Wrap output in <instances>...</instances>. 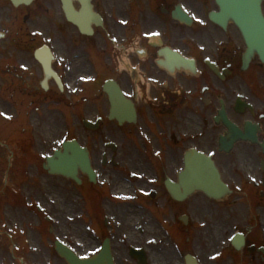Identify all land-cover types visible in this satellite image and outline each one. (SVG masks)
<instances>
[{"label": "flooded vegetation", "instance_id": "flooded-vegetation-1", "mask_svg": "<svg viewBox=\"0 0 264 264\" xmlns=\"http://www.w3.org/2000/svg\"><path fill=\"white\" fill-rule=\"evenodd\" d=\"M74 4L92 35L69 21L64 0H0V101L12 108L14 167L44 169L72 107L77 134L86 120L99 122L85 129L96 181L80 174L92 257L110 239L115 264H264L259 47L246 66L241 27L210 19L215 0H93L102 24L89 18L86 0ZM107 81L126 101L122 123ZM222 111L243 136L227 150L220 140L234 135ZM193 150L212 156L226 185L219 199L171 193Z\"/></svg>", "mask_w": 264, "mask_h": 264}, {"label": "rangeland", "instance_id": "rangeland-1", "mask_svg": "<svg viewBox=\"0 0 264 264\" xmlns=\"http://www.w3.org/2000/svg\"><path fill=\"white\" fill-rule=\"evenodd\" d=\"M113 1L117 3V0ZM41 28V24L36 26L41 30L39 34L47 35L49 30ZM4 101L3 98L0 101V139L5 143V147L0 145V264H67L55 251L56 240L69 243L82 257H88L94 245L91 219L86 212L78 216L82 205H78L81 200L77 201L74 187L41 169L34 168L25 173L10 165L12 108ZM69 115L64 132L67 136L75 132ZM52 124L41 130L45 131L46 138L52 136L51 130H47ZM87 136L89 133L82 128L78 138L83 142L91 141ZM60 188H63L62 192ZM81 204L84 208V203ZM83 241L87 243L82 244Z\"/></svg>", "mask_w": 264, "mask_h": 264}, {"label": "water", "instance_id": "water-1", "mask_svg": "<svg viewBox=\"0 0 264 264\" xmlns=\"http://www.w3.org/2000/svg\"><path fill=\"white\" fill-rule=\"evenodd\" d=\"M221 7V12L219 14H213L212 18L216 21L221 22L223 25L226 24L228 19L236 21L239 18L238 13L242 14V21L241 24L243 28H249L250 30V23L257 17L261 19L260 13V3L261 0H217ZM258 27H263V22L259 21L257 23ZM65 147V155L60 156L58 159L50 158V167L52 171L55 173L64 174L67 177H74L76 175V170L74 166L79 164L82 166V169L89 173L90 172V161L88 158V154L85 150H83L78 143L76 142H68L64 145ZM59 154V153H57ZM201 158V167L203 165L204 169H210L209 179L216 182L217 173L215 168L213 167L212 163L206 157ZM64 166V167H63ZM196 166V165H194ZM192 171H196L193 167L191 168ZM218 182V179H217ZM216 186V183H215ZM203 189H206L207 192L212 190H216L218 188L214 187L211 182L206 186H202ZM56 251L64 257L69 264H92L90 259H80L75 255V253L67 246H65L60 241L56 242ZM102 259V255L99 257ZM101 260L97 262L100 264Z\"/></svg>", "mask_w": 264, "mask_h": 264}, {"label": "bare ground", "instance_id": "bare-ground-1", "mask_svg": "<svg viewBox=\"0 0 264 264\" xmlns=\"http://www.w3.org/2000/svg\"><path fill=\"white\" fill-rule=\"evenodd\" d=\"M55 157H59L60 158V156H61V154H56V155H54ZM74 169L77 171V172H79L80 174H83L85 171L82 169V170H80V171H78L79 170V166L78 165H75L74 166ZM210 173V171H208V174ZM211 184L213 185V186H215V181H213V179H212V181H211ZM82 244H86L87 242H85V241H83V242H81Z\"/></svg>", "mask_w": 264, "mask_h": 264}]
</instances>
